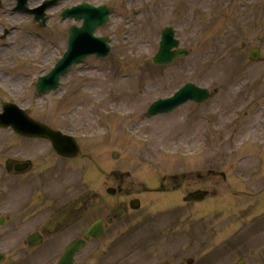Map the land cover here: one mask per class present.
<instances>
[{
    "label": "rangeland",
    "instance_id": "obj_1",
    "mask_svg": "<svg viewBox=\"0 0 264 264\" xmlns=\"http://www.w3.org/2000/svg\"><path fill=\"white\" fill-rule=\"evenodd\" d=\"M90 1L107 3L114 10L110 24L97 32L112 38V55L104 61L90 58L75 67L58 92L43 98L34 95L31 79L47 72L60 57L66 46L65 29L72 23L43 32L45 40L27 39L26 33L33 31L25 28L30 18L18 17L14 23L22 24L23 30L20 27L12 36L15 49L2 56L5 85L22 95L23 107L33 105L38 121L81 140L84 152L81 160L65 163L51 154L47 144L31 147L22 142L23 159L41 155L35 166L41 174L35 178L33 168L22 182L36 179L39 185L51 183L45 191L61 198L59 204L86 193L87 199L92 198L88 203L91 208L97 203L93 197L104 195L107 186L121 182L107 177L112 172L126 176L127 186L135 182L141 188L138 184L146 182L152 189L165 176L186 169L201 174L215 164L228 179L216 178L222 183L216 188L217 198L195 207L198 240L210 238L209 209L213 204L214 215L221 222L230 216L238 218L239 208L248 211L247 222L263 214L259 221L263 231L257 240L261 242L258 245H264V193L258 196L264 191V0ZM5 26L0 24V34ZM170 26L176 28L190 56L159 68L151 58L158 51L161 31ZM48 39L54 40L55 48L48 45ZM243 44L246 49H242ZM256 46L262 48L263 61L252 63L249 54ZM188 82L218 89L219 94L209 103L187 104L168 117L141 119L152 103ZM9 135L8 131L7 139ZM7 142L9 155L16 142ZM115 152L120 154L118 161L112 158ZM26 196H30L27 190ZM141 198L145 205L164 213L166 224L176 227L174 209L182 202L180 195L176 200L169 194L154 193ZM46 205L44 201L35 206L41 216ZM171 239L180 240L174 235ZM215 239H223V234ZM204 248H194L198 261L212 255V249Z\"/></svg>",
    "mask_w": 264,
    "mask_h": 264
},
{
    "label": "flooded vegetation",
    "instance_id": "obj_2",
    "mask_svg": "<svg viewBox=\"0 0 264 264\" xmlns=\"http://www.w3.org/2000/svg\"><path fill=\"white\" fill-rule=\"evenodd\" d=\"M43 1L36 3V0H26V2L0 0V24H6L1 36L14 35L20 27L23 30L22 24L20 27L14 25L18 17L30 18L31 21H26L27 24L33 23L32 17L24 14L19 7L24 6L25 3L26 7L32 10ZM68 2H76V0H59L58 5L51 11L48 19V24H51L49 31L65 26V23L62 24L59 19L64 9L62 7ZM70 26L65 29L66 38ZM0 68V71L6 74V65H3L1 55ZM3 82H6L5 75L3 80L0 79V112L7 102L22 104L18 92L12 87H7ZM3 87L10 89L9 97ZM8 131L11 135L9 139L6 138ZM7 140L16 142L9 155H7V144L9 145ZM22 142L30 144L32 141L15 135L11 130L0 128V254H4L2 264H38L40 260H46L47 264H58L67 248L77 240L83 241L84 246L73 254V261L68 264H264V245H258L261 242L257 240L263 231L259 223L263 214L247 222L244 218L248 211L239 208L238 218L234 219L230 216L221 222L215 217L216 206L212 204L209 209L210 238L198 240L195 219V207L198 204L186 201L185 197L202 190L207 193L206 200L210 199L212 202L216 199L218 195L216 188L222 183L215 179L218 177L224 181L228 179L218 165L210 164V169L201 174L186 169L179 174L165 176L152 189L146 186L148 185L145 184L146 182L138 184H142L141 188L136 186L135 182L132 185L128 183L127 186L126 176L112 172L107 177L121 182L107 186L104 195L98 193L96 198L93 197L97 200L96 205L88 208L92 198L87 199L86 193L77 200L72 198L66 204H59L61 198L45 191L51 183L48 185L41 183L40 187L36 179L22 182V178L40 163L36 156L37 161L26 165L24 171L17 169L27 161L21 155V149H25L22 148ZM54 155L60 159L59 161L64 162L61 157L55 153ZM34 173L37 178L41 174L40 167H37ZM209 181L210 186H206ZM26 190L30 194L28 197ZM153 193L169 194L171 200L178 199L180 195L182 202L175 205L174 209L178 219L175 228L172 224H166L164 213L156 208L152 209L150 205H145L141 196ZM262 194V191L258 193L259 198ZM44 201L47 205L43 207L45 209H41L44 212L41 216L35 206L44 204ZM132 201H135V205L137 203L138 208L131 206ZM77 202L81 205L77 206ZM54 205H57V208ZM40 219L43 220L41 224H39ZM93 224L98 225L95 236H88V229ZM167 225L171 226L168 228ZM220 232L223 234V239H215ZM133 234L134 236L138 234L139 238L133 239ZM173 235L180 240L171 239ZM32 236L40 238L39 244L30 243L29 239ZM200 246L205 247L204 250L212 249V255L198 261L194 255V248ZM220 248L221 251L215 253Z\"/></svg>",
    "mask_w": 264,
    "mask_h": 264
},
{
    "label": "water",
    "instance_id": "obj_3",
    "mask_svg": "<svg viewBox=\"0 0 264 264\" xmlns=\"http://www.w3.org/2000/svg\"><path fill=\"white\" fill-rule=\"evenodd\" d=\"M99 13H101V16H103L104 13H102L101 9L98 10ZM89 20V18H87ZM101 23H92L87 22V26L90 27L81 34L85 38L86 43L74 47H70V53L67 54L64 58V60L56 67V69L48 76L43 79H41L40 84L38 86L39 93L44 94L47 93L51 89H56L57 87V80L64 73L70 65L73 64V62L78 61L79 59L76 57V53L79 52H85L86 54L89 50H93L94 52L99 51V54L97 56H107L109 53V48L105 47V40L104 39H93L92 38V32L95 30L96 25L103 24L105 22V18H102ZM96 24V25H95ZM85 34V36H84ZM163 42L161 44V50L159 54L153 59V62L158 65H166L174 61L177 57L185 55V51H179V52H172L171 50L174 47L178 46V42L174 40V34L167 30L163 33ZM103 49L102 53H100V49ZM85 55V54H84ZM207 92L206 91H200L192 86H187L182 91L177 93L173 98L166 100V101H160L153 105L149 111L148 116L157 115L160 113H165L172 109L173 107L179 105L184 98H189L197 101H202L206 98ZM35 130L34 135L37 136H45L52 139L55 147L63 151L64 145L66 142H62L61 137L58 134H53L50 132L47 128H44L40 125H34Z\"/></svg>",
    "mask_w": 264,
    "mask_h": 264
}]
</instances>
